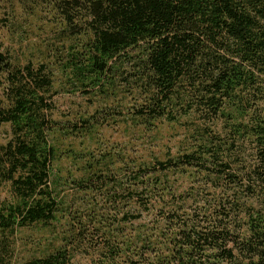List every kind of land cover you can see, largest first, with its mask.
Here are the masks:
<instances>
[{
    "label": "trees",
    "instance_id": "trees-1",
    "mask_svg": "<svg viewBox=\"0 0 264 264\" xmlns=\"http://www.w3.org/2000/svg\"><path fill=\"white\" fill-rule=\"evenodd\" d=\"M47 3L65 24L57 59L0 52V264H264V0ZM55 68L103 108L56 119ZM117 116L180 124L185 145L86 154L66 200L51 134ZM61 221L47 253L17 261L19 230Z\"/></svg>",
    "mask_w": 264,
    "mask_h": 264
},
{
    "label": "rangeland",
    "instance_id": "rangeland-1",
    "mask_svg": "<svg viewBox=\"0 0 264 264\" xmlns=\"http://www.w3.org/2000/svg\"><path fill=\"white\" fill-rule=\"evenodd\" d=\"M64 28V22L53 14L47 0H0V52L8 54L15 63H52L58 56L56 48L64 47L61 45L66 42L63 39ZM52 66L55 67L54 64ZM67 76L62 69L55 68L54 87L59 91L55 98L58 107L56 119L68 124L103 108L100 96L86 95L84 87L76 89L72 80L68 82ZM1 95L0 89V97ZM120 118L117 116V120L110 121L108 125L96 126L89 134L64 135L63 131L51 134V142L58 151L52 177L57 181L59 192L64 191L66 200L71 193V187L67 189L66 183L71 178L82 175L80 166L83 161L80 158L84 160L86 154L94 153L97 156V153L116 147L126 155L166 159L169 154L177 155L185 145L183 139L186 131L180 124L163 120L152 130H146L132 126L128 118ZM5 129H9V126L6 125ZM5 139L2 131L0 144ZM65 227V223L61 221L19 230L14 244L17 261L47 253L53 243L60 240L56 235L62 233ZM74 264H90V261L79 256L74 259Z\"/></svg>",
    "mask_w": 264,
    "mask_h": 264
}]
</instances>
